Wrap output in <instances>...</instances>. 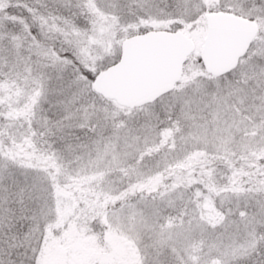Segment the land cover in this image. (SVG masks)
<instances>
[{"label":"snow or ice","instance_id":"snow-or-ice-1","mask_svg":"<svg viewBox=\"0 0 264 264\" xmlns=\"http://www.w3.org/2000/svg\"><path fill=\"white\" fill-rule=\"evenodd\" d=\"M0 264H264V0H0Z\"/></svg>","mask_w":264,"mask_h":264}]
</instances>
